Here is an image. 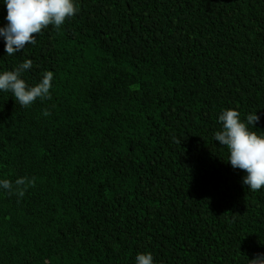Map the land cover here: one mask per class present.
Returning <instances> with one entry per match:
<instances>
[{
  "label": "trees",
  "instance_id": "trees-1",
  "mask_svg": "<svg viewBox=\"0 0 264 264\" xmlns=\"http://www.w3.org/2000/svg\"><path fill=\"white\" fill-rule=\"evenodd\" d=\"M24 60L51 99L0 91V264H248L264 255V187L214 140L239 111L264 135V0H75ZM0 0V27L7 25ZM48 111L49 116L43 112ZM251 127V126H249ZM34 178L23 197L18 178Z\"/></svg>",
  "mask_w": 264,
  "mask_h": 264
},
{
  "label": "clouds",
  "instance_id": "clouds-1",
  "mask_svg": "<svg viewBox=\"0 0 264 264\" xmlns=\"http://www.w3.org/2000/svg\"><path fill=\"white\" fill-rule=\"evenodd\" d=\"M4 5L7 25L0 27V37H3L7 56L21 52L29 44L34 45L36 37L49 26L59 29L79 12L75 0H4ZM32 66V61L26 59L14 70L0 73V91L10 92L22 107H29L38 99H51L53 72H45L34 86H29L21 78L22 73ZM43 115L49 116L50 113L44 111ZM259 119L253 113L248 114L244 122L239 111L228 109L219 115L222 129L214 133V140L229 152L227 163L246 172L242 183L253 192L264 187V135L252 130ZM34 182V178L16 179V194L23 197L26 188L34 186ZM0 187L9 194L13 193V183L9 179L0 180ZM136 264H154L152 254H137ZM248 264H264V255L257 254L248 260Z\"/></svg>",
  "mask_w": 264,
  "mask_h": 264
}]
</instances>
